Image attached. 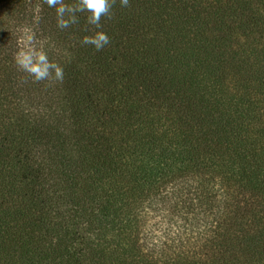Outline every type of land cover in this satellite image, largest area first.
Here are the masks:
<instances>
[{
  "label": "trees",
  "instance_id": "1",
  "mask_svg": "<svg viewBox=\"0 0 264 264\" xmlns=\"http://www.w3.org/2000/svg\"><path fill=\"white\" fill-rule=\"evenodd\" d=\"M130 4L97 51L0 0V264H264V0Z\"/></svg>",
  "mask_w": 264,
  "mask_h": 264
},
{
  "label": "clouds",
  "instance_id": "2",
  "mask_svg": "<svg viewBox=\"0 0 264 264\" xmlns=\"http://www.w3.org/2000/svg\"><path fill=\"white\" fill-rule=\"evenodd\" d=\"M44 3L55 10L57 27L61 30L78 24L80 16L84 15L86 23L91 26V34L82 37V45H91L97 51H102L110 43V37L103 30L102 20L113 19L117 0H74L72 3L66 0H44ZM119 5L122 8L131 7L130 0H119ZM14 59L18 70L27 74L33 82L63 81L64 68L50 60L48 52L42 46H37L33 36H28L22 42Z\"/></svg>",
  "mask_w": 264,
  "mask_h": 264
}]
</instances>
